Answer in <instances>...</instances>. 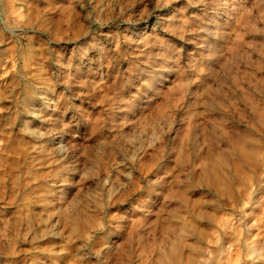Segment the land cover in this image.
<instances>
[{"label":"rangeland","instance_id":"rangeland-1","mask_svg":"<svg viewBox=\"0 0 264 264\" xmlns=\"http://www.w3.org/2000/svg\"><path fill=\"white\" fill-rule=\"evenodd\" d=\"M0 264H264V0H0Z\"/></svg>","mask_w":264,"mask_h":264},{"label":"bare ground","instance_id":"bare-ground-1","mask_svg":"<svg viewBox=\"0 0 264 264\" xmlns=\"http://www.w3.org/2000/svg\"><path fill=\"white\" fill-rule=\"evenodd\" d=\"M145 27H146V26H145ZM138 28H139V27H138ZM147 28H148V27H147ZM145 29H146V28H145ZM142 31H143V30H142ZM134 35H136V34H133V36H134ZM136 36H137V35H136ZM137 38H138V37H137ZM36 112H37V111H36ZM38 113H39V112H38ZM41 115H42V114H41ZM34 117H35L37 120H39V121L42 119V117L40 116V114H39V115H35ZM33 119H34V118H33ZM34 120H35V119H34ZM36 122H37V121H36ZM40 124H41V123H40ZM37 131H38V130H37ZM55 138H56V137H55Z\"/></svg>","mask_w":264,"mask_h":264}]
</instances>
